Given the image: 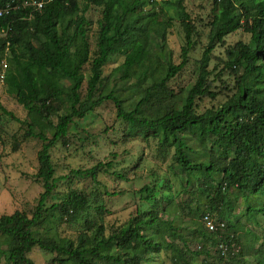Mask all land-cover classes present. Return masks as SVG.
<instances>
[{"label": "trees", "instance_id": "1", "mask_svg": "<svg viewBox=\"0 0 264 264\" xmlns=\"http://www.w3.org/2000/svg\"><path fill=\"white\" fill-rule=\"evenodd\" d=\"M7 1L0 0V7ZM162 1L169 4L167 0H52L40 10L19 7L0 16V32L7 31L6 35L0 34V61L5 59L8 64L2 82L5 92L26 110V118L18 120L13 113L3 111L26 125L25 137H34L41 142L36 177L43 187L31 217L22 210L0 215V254L7 263L34 264L28 256L33 247L65 256L60 259V264H98L95 260H107L108 264H152V254L164 249H170L176 261L179 255L181 258L180 247L168 239L181 238L176 234L177 229L168 219L152 215L153 211L148 216L140 212L109 235L103 234L106 230L103 224L96 227L92 220H86L85 229L75 240L58 235L52 226L59 221L75 223L92 206L91 193L76 187L69 188L61 200L46 205L59 179L54 177L50 148L58 141L66 143L68 125L74 118H85L106 100L114 103L117 118L126 124L127 135L152 136L161 147H172V157L183 172L189 174L195 169H204L206 177L200 189L209 197V205L208 209L200 211L202 228L198 248L201 252L197 254L201 253L203 258L211 255L212 247L214 255L210 257L218 264L245 263V252L229 233L233 232L229 230L243 226L240 217L232 212L227 190L234 187L242 193L248 224L252 223L250 218H254V214H264V206L252 202L256 196L264 199V0H214L210 34L199 59L193 86L187 90L180 107L149 117L143 113L142 104L170 93L169 80L183 69L189 51L196 44L195 28L183 0L176 1L184 33L179 61H173L171 51L165 52L162 40L156 42V37L160 38L171 25L170 19L160 20L155 10ZM90 5L102 8L93 56H90L87 38L90 22L85 15ZM147 5L154 9L145 12ZM240 24L250 34V41L241 44L237 55L230 57L227 63L234 71L236 65H242V72L235 78V92L221 107L198 114L194 110L195 99L215 96L208 69L212 50ZM155 51L159 53L158 59L153 57ZM115 54L122 55L123 60L113 68L112 74L118 72L126 79L130 69L141 71L146 68L151 76L144 96L130 110L125 109L114 91L100 90L103 65ZM86 64L89 65L86 90L81 95ZM188 127L206 137L210 135L211 145L220 148L218 154H210L206 162H194L182 136ZM112 167L111 161H98L88 168L72 169L70 175L61 176V179L71 182L92 179L99 185L98 174L109 173ZM216 173L221 175L220 181L215 178ZM149 188L143 185L139 190L141 199L151 198ZM213 211L220 213L225 227H216L210 233L204 227L202 217L205 213L214 215ZM91 229L98 232L93 239L87 234ZM240 231L247 233L250 229L244 224ZM224 244H228V253L222 252L220 245ZM234 245L238 248L232 252ZM246 250L247 254L253 255L255 264H264V234L256 250Z\"/></svg>", "mask_w": 264, "mask_h": 264}, {"label": "rangeland", "instance_id": "2", "mask_svg": "<svg viewBox=\"0 0 264 264\" xmlns=\"http://www.w3.org/2000/svg\"><path fill=\"white\" fill-rule=\"evenodd\" d=\"M176 1L167 0L169 4H164V1L158 2L159 6L155 7L160 20H171V25L166 27L160 38L156 37V42L160 40L164 42L165 52L171 51L175 63L180 59V48L184 44V33ZM182 3L194 25L196 44L189 51L188 61L183 69L169 80L170 93L142 104L143 113L149 117L161 115L170 108L181 106L187 90L193 86L197 78L199 59L209 38L214 0H183ZM147 6L145 12L154 9L151 5ZM101 13L102 8L94 5H90L85 13L90 22L87 26L90 56L96 52ZM241 25L237 30L227 34L223 41L216 43L212 50L208 69L211 72L209 79L213 81L211 91L215 96L195 99L194 110L198 114L206 109L214 110L221 107L235 92V78L242 72V65H236L234 71L227 63L230 57L237 55V49L241 44H248L250 41V34L243 30ZM153 57L158 59L159 53L155 51ZM122 60V55L115 54L103 65V82L100 90L114 91L121 98L125 109L130 110L144 96L145 88L151 82V76L146 68L141 71L130 69L126 79H122L118 72L112 74L113 68ZM88 70L89 65H84L85 79L80 89L81 95L85 94ZM4 109L13 113L18 120L26 118V110L14 97L5 92L4 83L0 81V215L22 210L31 217L39 194L43 191L42 184L36 177L37 152L41 142L34 137H25L26 125L14 120L3 111ZM52 118L56 119L55 116ZM68 129L64 139L66 143L58 141L50 148L55 170L54 177L59 179L54 194L46 205L61 200L69 188L76 187L91 193L92 207L75 223L59 221L55 225L52 224L58 235L75 240L78 233L85 229L86 220L94 221L96 227L98 224H103L106 227L103 234L109 235L114 228L126 224L131 218L140 215V212L148 216V213L153 211L152 215L157 214L163 219H168L170 225L177 229L176 234L181 238L175 236L168 239L174 240L173 244L180 247L182 253L181 258L179 259V255L176 261L172 258V251L164 249L152 254V264L157 262L158 264H218L210 257L214 255L212 247L211 255L203 258L201 253L197 254L201 252L198 248L201 243L199 230L202 228L200 211L208 209L209 205V197L201 192L202 188L200 189L206 177L204 169H195L189 174L183 172L172 157V147L169 149L161 147L158 140L152 136L127 135L126 124L117 118L116 108L111 100L104 101L85 118H74ZM45 133L49 136L47 131ZM182 136L194 162H206L210 154L217 155L220 150L217 145H211L210 135L206 137L204 133L193 128L189 130L188 127L187 132L182 133ZM98 161L113 163L111 172L98 174L99 185L92 179H75L72 182L70 179H61V176L70 175L72 169L88 168ZM214 176L220 181L219 173ZM143 185L150 187L151 198L147 201L140 197L139 190ZM227 192L233 205V214L240 217L243 228L245 224L250 229L247 233L240 231L243 228L229 231L236 233L240 231L239 243L246 254L244 264H255L253 255L247 254L246 248L252 252L261 245L264 214H254V218H250L252 223L248 224L243 209L242 193L234 187H230ZM260 198L254 197L253 204L264 206V199ZM98 206L101 208L97 209ZM213 214L216 218H223L218 211H213ZM52 233L53 230L50 234ZM97 233L95 229L87 231L92 239ZM28 256L34 264H60V259L65 258L56 253L45 252L38 247H33ZM95 262L108 264L107 260H95ZM0 264H9L2 254H0Z\"/></svg>", "mask_w": 264, "mask_h": 264}, {"label": "built area", "instance_id": "3", "mask_svg": "<svg viewBox=\"0 0 264 264\" xmlns=\"http://www.w3.org/2000/svg\"><path fill=\"white\" fill-rule=\"evenodd\" d=\"M52 1V0H9L5 3L4 6L0 7V16L4 14H8L11 10L15 8H30V11L34 10H40L47 2ZM7 31L1 30L0 34L1 35H6ZM9 42H7V45ZM7 61L5 59H2L0 61V81H3L4 73L7 68ZM203 222L205 227L210 230L214 231L216 227H222L224 225L223 222L219 221V223H215L210 216V214H205L203 217ZM222 248V252H227L228 253V244L220 245ZM237 250V246L234 245L232 248V252ZM221 252V253H222ZM227 259V258H226ZM225 259V260H226Z\"/></svg>", "mask_w": 264, "mask_h": 264}, {"label": "clouds", "instance_id": "4", "mask_svg": "<svg viewBox=\"0 0 264 264\" xmlns=\"http://www.w3.org/2000/svg\"><path fill=\"white\" fill-rule=\"evenodd\" d=\"M205 214H209V213H205ZM204 214V215H205ZM211 217H212V219H213V221L215 222V223H219V221H221V222H223L224 223V225L222 226V227H220V228H224L225 227V221L223 220V219H219V218H216L214 215H210ZM204 217V216H203ZM203 217H202V222H203ZM203 225H204V222H203ZM204 227H205V225H204ZM219 227V226H218ZM206 228V227H205ZM206 230L208 231V232H212V231H210V230H208L207 228H206ZM230 234H231V236L232 237H234V239L236 240V241H238L239 242V233H236V232H229ZM237 246V248H238V245H236Z\"/></svg>", "mask_w": 264, "mask_h": 264}]
</instances>
